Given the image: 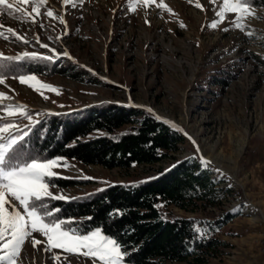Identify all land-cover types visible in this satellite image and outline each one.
I'll list each match as a JSON object with an SVG mask.
<instances>
[{"label":"rangeland","instance_id":"1","mask_svg":"<svg viewBox=\"0 0 264 264\" xmlns=\"http://www.w3.org/2000/svg\"><path fill=\"white\" fill-rule=\"evenodd\" d=\"M164 2L171 14L155 5L146 11L142 0H83L75 6L48 0L35 24L22 13L10 16L9 10L0 11L5 26L0 30L6 33L10 27L27 41L7 34L8 40L0 38L1 53L34 51L53 57L49 49H54L58 54L49 59L55 68L41 59L38 65L43 74H35L40 84L54 91H36L8 78L0 84V93L8 97L0 99V106L25 105L35 123L47 115L105 102L151 109L155 117L175 124L184 137L172 158L129 170H107L63 158L67 166L54 168L58 174L54 178L73 185L50 191L72 199L111 183L148 178L157 168L167 169L187 157H203L210 162L212 178L221 187L231 185L226 208L239 213L216 234L225 245L208 264H264V6L249 0L254 15L246 16L241 31L231 24L232 14L220 22L216 12L222 0L215 5L209 0ZM197 2L203 10L195 7ZM130 4H135V12L128 11ZM49 8L57 17L64 15L66 27L44 15ZM213 23L216 28L211 27ZM78 72L85 74L80 79L71 76ZM9 119L22 127L29 124L18 115ZM158 207L167 218L210 220L217 215ZM33 236L42 242L34 248L29 237L17 264H93L92 258L62 249L45 251V238L39 233ZM54 254L61 259L54 260Z\"/></svg>","mask_w":264,"mask_h":264},{"label":"trees","instance_id":"2","mask_svg":"<svg viewBox=\"0 0 264 264\" xmlns=\"http://www.w3.org/2000/svg\"><path fill=\"white\" fill-rule=\"evenodd\" d=\"M254 4L264 6V0H254ZM38 62L41 59L28 57L19 62L0 61L20 75L43 74ZM44 62L56 66L50 60ZM84 74L71 76L80 79ZM162 121L139 107L115 102L91 105L72 113L47 115L30 125L24 151L41 160L65 158L107 170L151 167L172 158L184 142L179 131ZM212 175L209 166L187 157L136 182L111 183L86 195L48 203L50 208L59 209L56 217L73 221L65 227L81 231L99 228L116 238L129 253L127 264H208L225 245L216 234L239 216L226 208L231 188L221 187ZM51 183L60 188L73 185L63 178H53ZM158 205L165 210L171 206L217 215L210 220L167 218ZM199 228L207 229L206 238H197Z\"/></svg>","mask_w":264,"mask_h":264},{"label":"snow or ice","instance_id":"3","mask_svg":"<svg viewBox=\"0 0 264 264\" xmlns=\"http://www.w3.org/2000/svg\"><path fill=\"white\" fill-rule=\"evenodd\" d=\"M136 2H139V0H136ZM191 2L192 0H189V3ZM209 2L215 5L217 0H209ZM47 3L48 0H0V11L12 10L7 13L10 16L13 13H22L25 18H30L31 22L35 24L37 18L41 15V8ZM69 3L73 6L82 5L83 0H62L64 6ZM142 3L146 11L152 5H155L156 9L172 13L164 0H159L158 3L157 0H142ZM28 6H31L30 12ZM195 7L203 10V5L199 2L195 4ZM253 8L254 5H251L249 0H222L216 15L219 17L220 22H223L226 14H232L231 24L243 31V21L246 16L254 15ZM128 11L135 12V4H130ZM44 15L54 20L58 19L59 23L66 27L63 14L57 17L54 11L49 8ZM145 23L147 24L149 21L145 20ZM39 26L44 27L43 23H40ZM180 26L184 27L183 24ZM211 27L216 28L217 23H213ZM3 28L4 25L0 22V29ZM224 30L227 31L228 29L225 28ZM7 34H11L16 40L27 43L16 30L10 27L7 28L6 33L0 30V38L8 40L9 36ZM65 34L67 33L65 32ZM248 35H251V33H248ZM61 38L57 37V39ZM37 42L39 43L38 37ZM40 46L47 47L44 44ZM49 51L53 53V57L58 56L54 49H49ZM64 55H67V53L65 52ZM24 57L31 60H49L53 58L49 56L38 57L35 53L29 54L27 52L24 53ZM24 57L0 55V61L19 62ZM9 73H11V78L18 79L21 84H28L36 91L41 89L55 90L51 86L40 84L34 73L20 75L3 63H0V84H5V81L9 78ZM31 81H36V84L30 83ZM37 84H39V87L36 86ZM6 98L8 97L0 93V99ZM25 109V105H20L17 108L0 106V264H17L22 247L29 237H32L31 243L34 248L37 244H40L42 241L36 239L33 236L34 233H39L45 238V251L62 249L67 253L92 258L93 264H95V261H99L100 264H127L126 257L129 253L123 250V246L116 238L103 234L99 228L91 231L67 228L65 224L73 223V221L56 217L59 209L49 207V200L66 199L63 195L53 194L50 188L56 187L51 181L58 175L53 169L66 167L67 165L61 162L63 158L41 160L38 157H31L24 151L25 138L31 131L30 125L35 123L32 116ZM147 111L152 112L151 109H147ZM17 115L21 120H28L29 124L22 127L19 121L9 119ZM155 118L158 121L161 120L159 116ZM162 122L170 124L174 130L179 131L175 124H171L167 120ZM189 139L191 138L189 137ZM196 151H200L198 146H196ZM200 161L205 168L210 163L203 157L200 158ZM115 214L120 215L119 210H115ZM206 237L207 229L199 228L197 238ZM53 259L58 261L61 257L54 254Z\"/></svg>","mask_w":264,"mask_h":264}]
</instances>
